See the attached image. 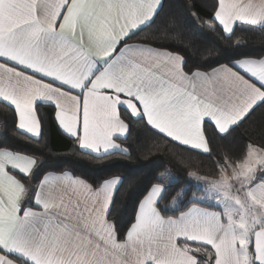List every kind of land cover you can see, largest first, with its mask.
Returning <instances> with one entry per match:
<instances>
[{"label": "snow or ice", "instance_id": "6c2138e0", "mask_svg": "<svg viewBox=\"0 0 264 264\" xmlns=\"http://www.w3.org/2000/svg\"><path fill=\"white\" fill-rule=\"evenodd\" d=\"M162 11V0H0V104L21 137L39 143L48 106L95 159L130 156L134 123L210 158L211 137L227 140L264 108V58L240 53L186 72L169 43L175 28L138 39ZM207 19L231 43L238 30L264 31V0H213ZM215 164L210 179L189 174L203 185L189 200L184 190L169 197L159 173L121 229L109 216L122 178L53 176L0 145V264H264V143ZM166 198L183 207L169 215Z\"/></svg>", "mask_w": 264, "mask_h": 264}, {"label": "trees", "instance_id": "16d2710c", "mask_svg": "<svg viewBox=\"0 0 264 264\" xmlns=\"http://www.w3.org/2000/svg\"><path fill=\"white\" fill-rule=\"evenodd\" d=\"M212 2L213 0H162L163 11L160 13V20L152 29L142 32L138 39L153 40L158 31L162 35L165 28L168 31L175 28L169 43L187 60L186 72L194 71L195 68L207 72L205 65L217 60L227 64L240 53L253 59L264 58V31L238 30L229 43L222 39L221 35L208 30L205 25L211 14ZM189 3L195 5L196 13L203 19H196L195 14H190V9L187 8ZM188 21H192L196 27ZM236 41H240L243 46L237 49L234 46ZM39 116L42 121V135L36 138L39 143H32L26 139L28 135L21 137L13 113L0 104V145H9L17 148L22 154L35 156L45 165L42 169L45 173H74L75 177L89 182H99L101 177L122 178L123 183L115 196L109 216V220L121 229L132 218L136 201L144 187L149 181H154L159 173L167 170L170 176L167 186L169 197L184 190L187 195L181 199L189 200L193 193H200L196 184L191 181L190 173L195 172L210 179L216 171L215 161L223 160L228 154L238 155L248 142L264 143V108H258L251 119L243 123L227 140L211 137L213 150L210 158L206 154L186 152L173 147L154 137L143 124L134 123L126 141L131 145L130 156L116 155L95 159L94 155L82 154L72 139L60 133L54 122L51 107H42ZM211 131L209 129L210 135ZM39 180L40 177L37 176L32 182ZM172 205V199L166 198L161 207L168 206L169 215L177 208L183 207L177 202L175 209L171 210Z\"/></svg>", "mask_w": 264, "mask_h": 264}, {"label": "crops", "instance_id": "0c3cea01", "mask_svg": "<svg viewBox=\"0 0 264 264\" xmlns=\"http://www.w3.org/2000/svg\"><path fill=\"white\" fill-rule=\"evenodd\" d=\"M161 75H163V73H161ZM125 102L127 103L128 101H125ZM53 118H54V116H53ZM54 122H55V124H56V126H57V122H56L55 119H54ZM16 127H17V129H18L17 122H16ZM57 128H58V130L60 131V133H61L62 135H64L65 137L71 139V138L68 137L66 134H64L58 126H57ZM18 130H19V129H18ZM19 131L21 132L22 130H19ZM25 134L28 135V136H30V134H27V133H25ZM93 155H95V154H93ZM50 174H52L53 176H59V175H61V174L71 175V174L68 173V172H64V173H50ZM76 178H78V177H76ZM112 178H118V177H112ZM163 179H164V184H165L166 186H168V184L170 183V176L167 174ZM39 182H40V180L37 181L36 183H35V182H31V183H32L33 186H34L35 184H37V183H39ZM175 207H176V204H173L172 207H171V210H174ZM177 215H178V214H177Z\"/></svg>", "mask_w": 264, "mask_h": 264}, {"label": "rangeland", "instance_id": "374dc122", "mask_svg": "<svg viewBox=\"0 0 264 264\" xmlns=\"http://www.w3.org/2000/svg\"><path fill=\"white\" fill-rule=\"evenodd\" d=\"M191 181L193 182V184H196V188L198 189V191L200 192V188H202V182L197 181L194 177L191 176ZM192 198V197H191ZM190 198V199H191Z\"/></svg>", "mask_w": 264, "mask_h": 264}]
</instances>
